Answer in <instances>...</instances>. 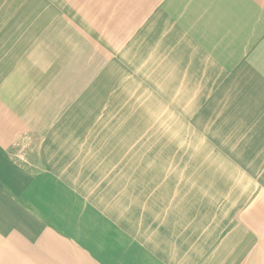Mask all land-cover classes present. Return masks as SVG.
Segmentation results:
<instances>
[{
  "label": "crops",
  "instance_id": "crops-1",
  "mask_svg": "<svg viewBox=\"0 0 264 264\" xmlns=\"http://www.w3.org/2000/svg\"><path fill=\"white\" fill-rule=\"evenodd\" d=\"M72 90L118 95L105 124L139 158L231 192L236 249L264 239V0H0V264H177L172 234L163 254L153 233L109 229L61 176L46 128L72 125ZM23 132L41 140L38 173L13 158Z\"/></svg>",
  "mask_w": 264,
  "mask_h": 264
},
{
  "label": "rangeland",
  "instance_id": "rangeland-1",
  "mask_svg": "<svg viewBox=\"0 0 264 264\" xmlns=\"http://www.w3.org/2000/svg\"><path fill=\"white\" fill-rule=\"evenodd\" d=\"M105 91L63 93L59 97L62 107L74 108L75 117L67 116L72 125L46 128L59 130L60 141L54 144L59 155L56 161L62 167L61 176L74 184L81 200L108 218L109 229L153 233L150 238L157 240L163 254L166 236L172 234L175 244L169 252L175 254L177 264H201L198 260L208 257L209 264H264V239H256L246 249H236L233 243L230 216L236 218V211L219 205V199L228 200L231 192L197 190L198 176L186 173L181 159L139 158V152L133 151L139 143L125 142V128L105 124L118 116L117 106L111 103L118 95ZM45 98L46 117L54 120L51 90ZM158 130L165 131V127ZM40 143L31 133L19 134L12 145L17 165L40 172ZM164 146L158 143V150L165 151ZM214 215L221 216L220 228Z\"/></svg>",
  "mask_w": 264,
  "mask_h": 264
}]
</instances>
